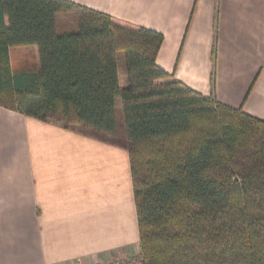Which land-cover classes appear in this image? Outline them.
Wrapping results in <instances>:
<instances>
[{"label": "trees", "instance_id": "16d2710c", "mask_svg": "<svg viewBox=\"0 0 264 264\" xmlns=\"http://www.w3.org/2000/svg\"><path fill=\"white\" fill-rule=\"evenodd\" d=\"M163 41L71 0H0V106L117 143L120 99L142 264H264V120L167 73ZM18 46L38 71L13 69Z\"/></svg>", "mask_w": 264, "mask_h": 264}, {"label": "crops", "instance_id": "0c3cea01", "mask_svg": "<svg viewBox=\"0 0 264 264\" xmlns=\"http://www.w3.org/2000/svg\"><path fill=\"white\" fill-rule=\"evenodd\" d=\"M71 1L161 32L162 69L264 120V0ZM10 58L14 70L40 69L37 46L11 47ZM140 255L124 141L0 106V264H142Z\"/></svg>", "mask_w": 264, "mask_h": 264}, {"label": "rangeland", "instance_id": "374dc122", "mask_svg": "<svg viewBox=\"0 0 264 264\" xmlns=\"http://www.w3.org/2000/svg\"><path fill=\"white\" fill-rule=\"evenodd\" d=\"M78 30V25L76 22V18L74 14H68V15H61L58 20V31H76ZM28 62H25L28 66H34L35 65V58L33 54L31 53L26 57ZM119 68L126 74V58L125 53L121 52L119 53ZM116 114H117V125H118V137L117 142L122 143L126 140V131H125V125H124V114H123V108L122 104L120 106H117L116 108Z\"/></svg>", "mask_w": 264, "mask_h": 264}]
</instances>
